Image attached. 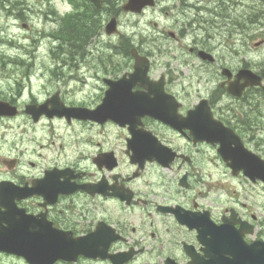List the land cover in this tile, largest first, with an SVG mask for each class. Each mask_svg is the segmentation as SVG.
Segmentation results:
<instances>
[{
  "label": "flooded vegetation",
  "instance_id": "af4514ba",
  "mask_svg": "<svg viewBox=\"0 0 264 264\" xmlns=\"http://www.w3.org/2000/svg\"><path fill=\"white\" fill-rule=\"evenodd\" d=\"M119 1L101 0L98 8L89 0H69L71 12L66 9L59 14L55 10L62 19L58 55L63 44L73 45L62 37L70 25L89 37L85 46L79 48L81 51L89 48L91 53L93 40L102 36L99 20L104 23L105 35V26L112 18H117L120 29L123 16L135 13L124 11L128 0ZM152 1L140 14L165 8L160 0ZM178 4L184 5L181 1ZM187 4L193 9L183 8L180 18V22L187 19V29L155 30V38L165 53L161 72L154 76L155 62L149 56L150 79H134L138 82L132 88L133 94L147 97L149 104L153 99L156 107H161L163 101L170 109L177 106L174 123L180 130L150 115L122 126L112 120L100 122L53 113L57 105L97 109L103 104L111 82L120 81L134 70L132 56H127L129 62L123 70L122 65L112 62L102 67L85 60L63 58L40 73L50 75L47 80H56L57 84L63 80L80 81L75 89L84 94L80 100L68 102L60 88L43 100L35 93L25 97L27 86L20 82L18 92L0 96V102L16 108L0 113V192L5 188L16 190L15 210L39 224L51 225L75 238L92 237L97 257L81 255L75 263L56 264H115L111 255L122 260L128 254L133 256L123 264H136L141 258L158 260V264H239L232 262L234 255L227 253V243L234 242L236 251L245 245V252L250 249L252 252L253 244L264 242V221L257 211L240 200L227 205L232 190L244 188L249 194L264 195V0H188ZM107 35L109 48L121 50L123 46L115 42L114 35ZM116 35H121V30ZM128 36H122L124 48L135 43L128 50L132 52L136 47L145 55L139 43L133 39L129 42ZM175 59L180 65L173 70L168 64ZM75 71L80 74L74 75ZM35 73H29V82ZM87 76L94 78V85ZM145 82L149 85L145 86ZM28 106L46 107L49 113L44 112L35 120ZM21 119L41 122L51 129L54 134L51 140L60 141V149L72 143L78 145V159L67 165H60L59 161L48 163L41 173H32L37 163L23 158L26 150L18 148L28 141L24 134L31 132L19 122ZM57 120H63L69 128L77 127L83 134L79 137L76 133L68 140L64 134L57 135ZM133 128L145 134L149 144L159 148L160 153H167L168 167L157 161L133 162L135 153L130 141ZM112 130L123 135L121 151L107 137ZM46 134L36 141L46 142ZM82 143L90 153L84 154ZM87 159H91L92 169L79 165V160ZM151 169L170 172L168 180L162 176L164 192L157 189L155 192L151 187L153 181L147 179L140 186V179L153 176ZM219 180V190L227 185L231 191L209 199L214 204L211 205L207 202L210 182ZM142 187L150 190L143 191ZM61 188L73 191L63 193L58 191ZM122 194L131 198L122 199ZM220 203L224 205L215 206ZM0 209L7 211L1 204ZM126 211H139L138 220L129 222Z\"/></svg>",
  "mask_w": 264,
  "mask_h": 264
},
{
  "label": "rangeland",
  "instance_id": "374dc122",
  "mask_svg": "<svg viewBox=\"0 0 264 264\" xmlns=\"http://www.w3.org/2000/svg\"><path fill=\"white\" fill-rule=\"evenodd\" d=\"M127 0H120L124 2ZM184 5H179V2ZM68 0H0V96H12L18 92L21 85L20 83H26L25 97H29L31 93L39 99L43 100L48 97L57 88L63 90L66 100L68 102L73 101L75 98L80 100L83 98V92L77 91L76 86L81 82L77 80H63L58 84L56 80L50 82L47 80L50 75H41L44 68L48 67L50 63L63 61L65 58L67 61L74 60H85L94 63V65H100L103 67L104 63L112 62L115 65H122L121 70L127 68L126 62H129L127 56L132 58L130 55V49L128 50V44L124 48L123 35H129L127 39L129 42L133 40L139 43L143 54L152 56L155 62V68L153 71L154 76H158L162 70L165 53L162 52L161 43L155 38L156 31L160 29H183L186 28L187 19H183L184 22H180L183 11L185 8L188 11L191 8L187 2L188 0H160L161 5L165 6L162 11L159 9L148 10L145 14H125L121 21V35H114L115 42L120 44L122 47L119 51H112L106 42H109L108 35L104 33V23H102V36L93 40V51H89V48L81 51L80 45L73 46L71 44H63V51L61 55H58L60 50L61 42L55 40L57 31L62 25V19L57 16V12L63 13L66 9L71 10V5H68ZM198 4V3H194ZM216 6V5H215ZM218 6V5H217ZM56 10V11H55ZM168 11L169 15H165ZM187 29V28H186ZM113 37V36H111ZM143 44H142V41ZM175 43V42H174ZM134 46L135 43H131ZM176 44V43H175ZM91 45V46H92ZM58 46V47H57ZM182 49V48H181ZM180 49V50H181ZM186 49V48H184ZM64 52V53H63ZM18 61V62H16ZM21 61V62H19ZM133 60H131V63ZM180 65L176 59L168 64L173 70H176ZM33 67L28 69V67ZM86 71V70H85ZM30 72H36L33 76H30L31 81L29 82L28 75ZM74 75H79L80 72H73ZM25 79V80H24ZM89 79L90 83H95L93 77ZM50 82L48 87L46 83ZM46 87V88H45ZM45 88V89H44ZM44 89V90H43ZM91 89H95L91 86ZM92 94V92H91ZM90 94V95H91ZM90 101V99H89ZM79 103L78 101H76ZM21 119L19 122L24 123L31 129V132L24 134L26 143L20 144L18 148L22 151L26 150L23 158L28 160H34L37 165L33 168L32 173L38 174L42 172V169L48 163H54L59 161L60 165H67L72 161L78 159L79 146L72 143L67 147L64 146L60 149V141L52 139L54 137L53 132L48 127L42 126V123H33L31 119H27V122H23ZM57 135H66V139L74 138L76 133H79V137L83 134L77 127L69 128L63 120H57L56 122ZM33 130V132H32ZM53 130V129H52ZM49 131V133H47ZM113 133H109L107 137L113 142V146L122 150L124 142L123 135L117 134L112 130ZM47 133V134H46ZM48 137L43 143L36 141L38 136L45 135ZM35 139V140H33ZM54 142V143H53ZM95 143V142H94ZM84 148H80L84 151V154L90 153V149L86 150L88 146L82 143ZM95 144L93 145V147ZM50 153L48 154V150ZM18 149L14 150V154L17 155ZM49 160V161H48ZM79 165L85 169H92L91 159L79 160ZM122 169H125L122 166ZM153 176H147L139 180L140 186H143L145 180L153 181L154 191L156 189L159 192H164L165 187L163 186L162 176L167 179L170 174L169 171L162 170L161 172L151 169ZM90 179V177L88 178ZM168 180V179H167ZM158 186L156 187V184ZM230 185L229 182H225ZM212 185L209 193L210 197L207 202L211 205L209 199H215L220 193L226 195L229 194L231 189L230 186L223 187L219 190L220 180L210 182ZM143 191H149L150 188L146 189L142 187ZM258 189H262L259 187ZM233 196L228 198V204L231 205L235 200H240L242 203L248 205L254 211H257L261 221H264V195L259 193L258 195L254 192L251 194L247 193L245 189L231 191ZM224 203L215 204L216 207H221ZM127 212L129 222L138 220L139 211ZM158 264V260H151L150 258H141L136 264ZM0 264H28L23 258L17 256H10L0 253Z\"/></svg>",
  "mask_w": 264,
  "mask_h": 264
},
{
  "label": "water",
  "instance_id": "95a60500",
  "mask_svg": "<svg viewBox=\"0 0 264 264\" xmlns=\"http://www.w3.org/2000/svg\"><path fill=\"white\" fill-rule=\"evenodd\" d=\"M97 6H101V0H92ZM152 0H129L124 6L125 10L141 11L142 8L151 4ZM107 33L112 34L117 32V20L114 18L107 24ZM133 55L136 59L135 73L131 74L133 79H146L148 70V60L145 57L138 55L136 50H133ZM147 84V82H145ZM149 84L145 85L148 86ZM111 88L107 92L103 104L95 110L87 108H64L63 106L55 107L53 113L62 116L65 114L70 117L91 118L100 122L108 119L114 120L122 126L131 124L136 119L145 115H152L164 121L167 124L174 125L175 115L173 111L164 104L161 107L154 105L152 99L149 104L147 97H138L133 94V84L127 78L121 81L111 82ZM10 107L8 104L0 102V113H6ZM27 110L32 112L37 120L42 113H49L46 107L37 108L28 106ZM3 111V112H2ZM131 147L135 153L132 156L134 162L143 164L146 160L158 161L163 165H168L167 153H160L159 148L152 147L145 134L141 131L132 129ZM166 149V148H164ZM224 152V150H223ZM167 161V162H166ZM3 189L0 192V204L5 206L7 211L0 209V252L17 255L25 258L29 264H55L58 260L73 262L83 255L90 258L97 257L91 235L87 238H74L71 233L59 231L51 225H42L35 222L29 216L18 213L14 208L13 193L18 192L12 188ZM63 193H69L73 190L58 189ZM57 193V192H56ZM122 199H130V196L121 195ZM11 199V202L7 201ZM185 223V220L182 221ZM237 239L240 241L237 237ZM243 245V244H242ZM227 253L234 255L233 261L240 262L239 264H264V242H258L251 246L248 252H245V245L242 250H235V243H227ZM250 248V247H248ZM132 254H128L122 260H119L118 255H111L115 264H123L131 258Z\"/></svg>",
  "mask_w": 264,
  "mask_h": 264
},
{
  "label": "trees",
  "instance_id": "16d2710c",
  "mask_svg": "<svg viewBox=\"0 0 264 264\" xmlns=\"http://www.w3.org/2000/svg\"><path fill=\"white\" fill-rule=\"evenodd\" d=\"M74 18H76V17H74ZM99 27H100V22H99ZM78 28H81L82 30L85 29L83 27H79V25H78ZM62 37L67 38L68 39L67 41L71 42L73 45H77L78 44L81 47L85 46L86 41L88 42V40H89V37H86V36H84L82 34H79L78 30H76V27H73L71 25H70V28L67 31H64V34L62 35Z\"/></svg>",
  "mask_w": 264,
  "mask_h": 264
}]
</instances>
